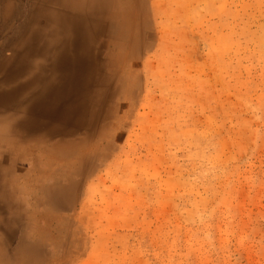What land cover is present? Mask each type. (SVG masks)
I'll return each mask as SVG.
<instances>
[{"label":"rangeland","instance_id":"obj_1","mask_svg":"<svg viewBox=\"0 0 264 264\" xmlns=\"http://www.w3.org/2000/svg\"><path fill=\"white\" fill-rule=\"evenodd\" d=\"M0 264H264V0H0Z\"/></svg>","mask_w":264,"mask_h":264}]
</instances>
